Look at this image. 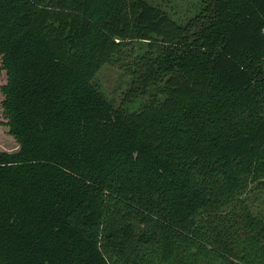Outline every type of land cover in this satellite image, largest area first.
Returning <instances> with one entry per match:
<instances>
[{"label":"trees","instance_id":"1","mask_svg":"<svg viewBox=\"0 0 264 264\" xmlns=\"http://www.w3.org/2000/svg\"><path fill=\"white\" fill-rule=\"evenodd\" d=\"M192 5L0 0V264H264V0Z\"/></svg>","mask_w":264,"mask_h":264},{"label":"rangeland","instance_id":"2","mask_svg":"<svg viewBox=\"0 0 264 264\" xmlns=\"http://www.w3.org/2000/svg\"><path fill=\"white\" fill-rule=\"evenodd\" d=\"M150 2L160 4L174 19L187 18L195 13L193 3L198 6L200 0H149ZM130 76L119 67L112 64L103 65L95 76V82L104 92L108 99H111L116 106L134 107L141 101V97L135 99L132 103L129 98ZM7 81L5 71L0 73V87ZM3 95L0 91V150L14 152L19 149L18 142L9 134V128L4 123L7 119L4 117L1 108ZM134 104V105H133Z\"/></svg>","mask_w":264,"mask_h":264}]
</instances>
